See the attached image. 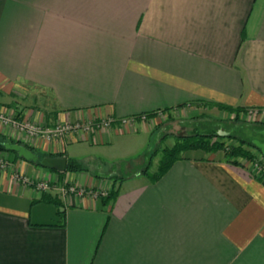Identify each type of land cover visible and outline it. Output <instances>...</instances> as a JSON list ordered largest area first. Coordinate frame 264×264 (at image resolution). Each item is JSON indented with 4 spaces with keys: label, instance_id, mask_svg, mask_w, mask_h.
I'll list each match as a JSON object with an SVG mask.
<instances>
[{
    "label": "crops",
    "instance_id": "obj_1",
    "mask_svg": "<svg viewBox=\"0 0 264 264\" xmlns=\"http://www.w3.org/2000/svg\"><path fill=\"white\" fill-rule=\"evenodd\" d=\"M0 105L43 128L115 121L55 141L0 124L36 158L0 151V264H264V181L249 165L188 150L156 182L89 171L140 156L168 113L264 112V0H0ZM63 158L88 171L42 164ZM64 184L88 193L62 199V221L42 197Z\"/></svg>",
    "mask_w": 264,
    "mask_h": 264
},
{
    "label": "rangeland",
    "instance_id": "obj_2",
    "mask_svg": "<svg viewBox=\"0 0 264 264\" xmlns=\"http://www.w3.org/2000/svg\"><path fill=\"white\" fill-rule=\"evenodd\" d=\"M247 111L248 110L239 109V111L234 113L227 112V115L223 117L209 114H193L186 116L185 114L168 113L154 130V132H156L152 136L148 149L144 152L142 151L140 156L128 159L119 158L114 162H110V164L108 163L106 167L99 164H89V171L92 174L104 173V175L114 174L115 177H130L147 165L150 154L159 150L160 152L153 160L150 169V173L153 174L158 171L160 160L164 156L161 151L165 148H172L177 142V137L188 136L194 133L208 134L223 132L227 137L220 138L219 141L224 142L227 147L232 145L238 146L242 142L252 143L255 139H264V137L259 134L260 131H264V123L252 120V114H247ZM0 112L6 115L8 114L9 117H17V115H13L12 110L6 109L1 105ZM164 136H167V138L165 141L161 142L160 139ZM0 141L3 140L0 139ZM249 148L250 147H248V149ZM250 150L254 154H257L258 158L253 163L244 161L243 165H249L256 178H260L261 176L264 178V158L260 156L258 152L252 149ZM147 151L148 155H145ZM1 155V159L6 161V155Z\"/></svg>",
    "mask_w": 264,
    "mask_h": 264
},
{
    "label": "trees",
    "instance_id": "obj_3",
    "mask_svg": "<svg viewBox=\"0 0 264 264\" xmlns=\"http://www.w3.org/2000/svg\"><path fill=\"white\" fill-rule=\"evenodd\" d=\"M215 106L218 109L228 113H234L236 111H239V109H233L223 105H215ZM163 111L165 112L167 110H163ZM157 113L158 112H154L153 114H148L147 116L149 118L154 117L157 115ZM155 132H153V134ZM226 137L227 135H220L219 133H208V134L194 133L188 136L177 137V142L172 148H165L161 151L163 152L164 156L160 160L157 172L152 174L150 173V169L152 167L153 160L160 152L159 150H156L153 154H150L147 165L142 170H140V172L143 173V175L148 176L152 182H156L170 169V167L176 161L180 160L182 158L183 153L188 150H202L211 153L222 151L225 153L227 163L232 164L234 166H244L243 165L244 161L253 163L257 160L258 158L257 154H254L250 149L258 152V154L264 158L260 148L254 143V141L252 143L242 142L238 146L232 145L227 147L224 142L219 141L220 138H226ZM166 138L167 136L162 137L160 139L161 142L165 141ZM0 139L3 140L0 141V151H4V152L8 151V149L6 148L7 144H18L5 137H0ZM248 147L250 148L248 149ZM145 155H148V151L145 153ZM84 171L86 172L88 171V168L84 164L76 160H72V159L68 160L67 168L65 172H84ZM128 177L129 176L118 177L116 178V180H125ZM258 179L260 181H264L263 176H261ZM117 194H118L117 190L112 191L107 197L103 198L104 203L106 205L111 203L116 198ZM42 201L55 204L58 207V213L60 217H62V221L64 220V214H65V211L63 209L64 203L58 194L52 196L50 194L45 193L42 197Z\"/></svg>",
    "mask_w": 264,
    "mask_h": 264
},
{
    "label": "built area",
    "instance_id": "obj_4",
    "mask_svg": "<svg viewBox=\"0 0 264 264\" xmlns=\"http://www.w3.org/2000/svg\"><path fill=\"white\" fill-rule=\"evenodd\" d=\"M2 111V110H1ZM247 114H252V120L255 121H264V112H260L258 110H248ZM141 120L148 121L150 118L147 115H142ZM127 121L124 120L123 123ZM115 123L113 119H99L96 121H78L75 123H65L58 124L53 128H43L36 127L29 123L28 121L18 119L16 116L9 117L8 114H3L0 112V124L3 126H10L18 131L25 132L33 137H39L41 140L52 141V140H61L65 138L68 134H83L89 133L93 128L95 129H106L111 128V126ZM263 123V122H262ZM9 166V163L0 158V169H5ZM23 182L28 185H33L36 187L38 191L47 192L50 189V185L48 183H36L29 178H22ZM58 189V195L61 199L69 196L76 195L78 197H82L88 193L87 190L83 188L76 187L71 184H64L63 186H54ZM93 196H99V194L91 193ZM103 194H100L102 196Z\"/></svg>",
    "mask_w": 264,
    "mask_h": 264
},
{
    "label": "water",
    "instance_id": "obj_5",
    "mask_svg": "<svg viewBox=\"0 0 264 264\" xmlns=\"http://www.w3.org/2000/svg\"><path fill=\"white\" fill-rule=\"evenodd\" d=\"M219 134L225 135L223 132H219ZM254 143L260 148L261 153L264 156V143H261L259 141H254ZM6 148L17 151L20 156L28 160L36 161L35 155L23 146H20L18 144H7ZM42 164L51 168H56L58 172L64 173L67 168V159L63 158L62 160L59 161L43 160Z\"/></svg>",
    "mask_w": 264,
    "mask_h": 264
}]
</instances>
